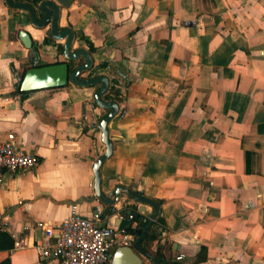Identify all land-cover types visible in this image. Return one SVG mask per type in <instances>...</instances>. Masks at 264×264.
<instances>
[{"label":"crops","instance_id":"obj_1","mask_svg":"<svg viewBox=\"0 0 264 264\" xmlns=\"http://www.w3.org/2000/svg\"><path fill=\"white\" fill-rule=\"evenodd\" d=\"M60 26L90 52L93 75L110 79L104 99L119 107L103 193L122 185L158 205L140 245L165 264H264V0H70ZM49 29L0 0V138L15 134L38 159L0 179V264H61L33 245L38 223L58 225L71 203L133 242L149 218L106 212L94 194L93 161L105 148L99 85L20 90L36 60H63ZM113 207L153 213L124 193ZM19 239L26 245L15 249Z\"/></svg>","mask_w":264,"mask_h":264},{"label":"water","instance_id":"obj_2","mask_svg":"<svg viewBox=\"0 0 264 264\" xmlns=\"http://www.w3.org/2000/svg\"><path fill=\"white\" fill-rule=\"evenodd\" d=\"M5 2L12 9L26 11L34 27L43 28L49 25L50 36L53 40H63L61 44L63 60L49 64H38V60H36L33 66L24 70L19 79L21 91L60 87L68 83L80 87L99 85L93 94V103L99 109L106 110L103 116L97 115L98 128L101 131V142L105 148L93 161L92 185L94 194L105 205L106 212H118L122 218L128 220L137 218L139 212L149 216L144 229L136 232L133 243L117 247L111 256L110 264H144L141 256L146 257L153 264H165L140 245L145 231L158 215L157 203L122 185H116L113 191L107 194L103 193L101 189L99 168L113 151V142L109 137V123L116 117L119 107L114 100L104 99V95L110 87V79L104 74L93 75L99 67L94 65L90 52L82 46H74L75 32L72 28L60 26L61 9L67 8L70 5V0H40L34 4L23 0H5ZM18 36L26 48H33L31 36L27 31L19 30ZM86 72H89V74L82 77ZM122 193L135 202L150 205L153 208V213L149 214L143 208L134 211L131 209L118 210L113 207L114 204L120 201Z\"/></svg>","mask_w":264,"mask_h":264},{"label":"built area","instance_id":"obj_3","mask_svg":"<svg viewBox=\"0 0 264 264\" xmlns=\"http://www.w3.org/2000/svg\"><path fill=\"white\" fill-rule=\"evenodd\" d=\"M13 133L0 138V179L6 173L29 171L38 159L31 151L16 144ZM43 237L33 245L41 258L54 257L61 264H106L114 247L129 245L133 235L125 229L101 225L97 215L89 218L77 203L69 205L68 215L58 225L38 223ZM26 244L21 239L15 249Z\"/></svg>","mask_w":264,"mask_h":264},{"label":"trees","instance_id":"obj_4","mask_svg":"<svg viewBox=\"0 0 264 264\" xmlns=\"http://www.w3.org/2000/svg\"><path fill=\"white\" fill-rule=\"evenodd\" d=\"M61 47V46H60ZM61 49V48H60ZM34 51H36V46L34 45ZM19 88H20V82H19Z\"/></svg>","mask_w":264,"mask_h":264},{"label":"rangeland","instance_id":"obj_5","mask_svg":"<svg viewBox=\"0 0 264 264\" xmlns=\"http://www.w3.org/2000/svg\"><path fill=\"white\" fill-rule=\"evenodd\" d=\"M75 47H77V45H75ZM84 75V74H83Z\"/></svg>","mask_w":264,"mask_h":264}]
</instances>
